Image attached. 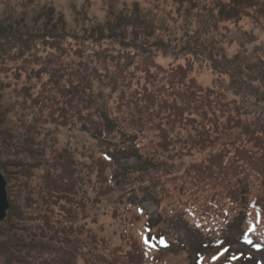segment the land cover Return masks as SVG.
Returning <instances> with one entry per match:
<instances>
[{
    "label": "rangeland",
    "instance_id": "obj_1",
    "mask_svg": "<svg viewBox=\"0 0 264 264\" xmlns=\"http://www.w3.org/2000/svg\"><path fill=\"white\" fill-rule=\"evenodd\" d=\"M180 1L0 0L2 27L38 35L32 51L24 55L27 59L22 60L21 55L0 58V114L11 121L5 122L4 126L9 129L10 125L15 124L19 134L22 133V126H18L19 119H14L11 115L19 112L18 109H23V119L30 124H38L36 140L45 146L41 167L26 180V189L18 190L20 186L17 176H14L19 168L16 155L9 157L6 169L7 174L15 179L11 185L7 182L10 208L12 199L15 206L18 201L27 197L31 200L24 207L29 213L25 222L28 236L38 239L47 237L44 242H59L56 248L47 250L44 256L50 258L51 255H57L55 258H59L72 255V264H88L87 261L92 257L97 259L91 255L90 250L99 254L103 249H109L106 242L101 243L103 238H112L117 246L134 253L133 241L145 234L144 226L150 220L155 232L163 235L166 233L167 240L172 243V248L164 256L167 259L164 258L162 264H234L236 261L229 263L230 258L240 254L248 256L247 262L236 264H254L255 260H260L257 252L253 253L246 244L238 241L243 220L237 221L234 217L233 224L225 228L227 232L224 229H216L218 232L205 229L199 231L201 234L196 232L198 241L202 242L205 241L204 238L214 241L219 232H224L223 237L233 246L225 256L223 253L215 255L216 251L197 255L188 242L191 239L189 233L194 230L187 221L177 223L180 220L172 219L171 210L178 203L176 200L185 198L176 187L181 183L182 177L194 174L193 169L201 164H229L236 155L235 145L248 140L245 130L240 126H251V131L257 133V121L264 120V12L249 10L240 20L215 22L209 30L211 19L208 16L217 13L216 0H198L194 5L189 0ZM133 4L139 5L142 14L147 10L143 19L147 16L151 20L149 35L145 33L151 36L147 38L148 45L163 41L179 54H165L159 48L152 49L149 57L136 54L132 66L127 68L123 77L105 82L98 77L93 81L92 90L94 94L99 92L98 95L102 98L100 105L104 107V117L116 120L117 124L129 123L138 109H144L141 115L148 120L155 119L152 110L163 115L152 126L150 140L145 143L142 152L143 157L135 152L118 155L120 164L112 169L117 173L122 171L123 178L115 188L108 189L100 167L89 168L94 161L90 155H85L80 166L79 180L76 182V196H70L68 201L55 193L51 195L49 181L46 180L53 164L49 163L54 157L60 156L66 148L76 149L81 153L90 151L97 156L96 151L108 143L106 140L96 141L95 135L83 128L84 120L80 119L86 113L89 115L96 111L93 106L80 102L84 94L77 84L83 79L82 64L90 60L100 73L112 71L117 62L106 51L122 49L116 43L105 42L103 39L95 43L84 42L83 39L78 42L67 39L58 50L52 48L50 40L43 35L54 26L62 33L60 35L67 38L82 37L85 28L90 31L97 24H103L111 9L127 13L130 17L138 16L139 13L132 8ZM44 5H53L55 10H40ZM61 17L64 21L62 25L57 19ZM185 20L189 21L190 28L185 26ZM188 29L190 33H187ZM125 35L124 38L128 41L124 48L135 54L134 44L138 43L132 40L130 34ZM184 49L187 50L183 51ZM105 55L108 58H104ZM115 71L118 72V69ZM238 85H247L245 90L252 86L254 89L249 92L257 93L261 101L260 107L256 106L257 103L254 105L256 98L253 96L249 103L250 113L242 110L240 105L243 101L236 92L239 90L236 88ZM187 92L201 98L206 97L205 105L214 110L209 115L223 117L219 120V125L228 122L219 138L210 134L211 140L207 147L198 143L201 134L207 137L204 132L199 131V127L182 121L174 123L178 118L164 117L177 114L179 108H174L176 105H184L181 96ZM97 115L89 120L94 125H98ZM115 140L119 142L118 138ZM153 157L157 163L149 167L156 171H146L143 164ZM157 159L162 162L161 165ZM159 168L163 170L159 172ZM124 179H128L132 185L123 187ZM156 183H161L169 190L161 206L155 198ZM147 186L151 188L150 191L138 193L140 188L143 190ZM254 196L255 193H252L248 198L251 200ZM129 197L135 198L141 212L131 206V210H128L123 205ZM220 204L222 208L232 210L233 216L236 214L235 209L236 212L248 209L242 203L234 209L228 208L223 201ZM143 212L146 216H138ZM46 220L51 222V230L45 228ZM122 232L126 238L121 236ZM1 239L3 238L0 241ZM196 243L198 245L199 242ZM214 257L218 259L214 261Z\"/></svg>",
    "mask_w": 264,
    "mask_h": 264
},
{
    "label": "trees",
    "instance_id": "obj_2",
    "mask_svg": "<svg viewBox=\"0 0 264 264\" xmlns=\"http://www.w3.org/2000/svg\"><path fill=\"white\" fill-rule=\"evenodd\" d=\"M197 1L198 0H189V3L194 5ZM180 2H183V0ZM38 6L40 7L41 5ZM216 7V14H208V19H211L209 30L214 26L215 22L238 21L242 16H245L249 10L258 9L263 13L264 0L262 2L257 0H216ZM54 8L53 5H44L40 10L49 12L54 11ZM132 8L139 13L138 16L130 17L127 13L125 14L122 11L119 12L111 9V11L108 12L107 20L103 24H97L95 27L90 28V31L85 28L82 37L71 36V38H67V36L60 35L62 33L56 30L54 26L51 28L50 32H45L46 34L43 35L50 40V46L58 50L62 48V43L67 39H71L75 42L84 40V42L91 41L93 43L103 39L105 42L116 43V45L124 51L109 49L106 51L113 61L117 62L115 68L112 69V71H106V73H100L97 68L92 66V61L90 60L82 64L84 65L82 74L83 79L77 84L78 88L80 87L84 94L83 98H80V102L84 105L93 106L96 111L89 115L86 113V115L80 117V119L84 120L83 128L90 130L92 134L95 135L96 141L106 140L105 142L108 143L107 146L99 148L96 151L97 156L92 155L90 151L81 153L76 149L66 148V150L64 149L61 152L60 156L54 157L49 163L53 164L48 170V179L46 180L47 182L49 181L48 186L51 195L55 193L57 196L60 195L65 197L68 201L70 196H76V182L79 180V173H81L80 166L83 164L82 162L84 161L85 155H90L94 161L89 165V168L93 169L97 166L98 168L100 167L108 189L115 188L119 180L123 178L122 171L117 173L112 169L120 164L121 159L118 158V155L125 152H135L137 155L140 154L143 157L142 152L145 143L150 140L152 126L154 122L160 120L163 115L152 110L155 114V119L148 120L144 115H141V113H144V109H138L134 112L129 123L117 124L116 120H110L104 117V107L100 105L102 98L98 95L99 92L94 94L92 90L93 81L98 77L104 79V82L106 80L113 81L115 78L123 77L126 74L127 68L132 66V60L136 54L149 57L151 50L154 48L161 49L165 54H173V52L176 55L179 54L163 41L161 43H153L151 46L148 45L147 38L151 37L148 36L151 20L148 19L147 16H144L143 19V15L147 10H144V14H142L143 12L140 10L138 4H133ZM57 19L61 25L64 23L62 17ZM201 23H203V21ZM184 24L187 28L191 27L187 20L184 21ZM201 27L207 29L204 25ZM85 31L87 32L85 33ZM146 32L148 35H145ZM125 33L130 34L132 40L138 43L134 44L135 54H131L129 51L130 49L124 48V45H126L125 42L128 41L127 38H124L126 36ZM187 33H190L189 29ZM35 35L36 34L30 32L26 33L18 30H8L6 27H2L0 23V58L21 55L22 60L27 59L24 55L31 52L36 45L35 38H38V35ZM22 50L25 51L22 54H18ZM186 50L187 49H184L183 51ZM95 51L101 54L99 51ZM108 55H105L104 58H108ZM53 58L56 60V57ZM84 60H87V58H84ZM105 68L110 70L109 67ZM117 69L118 72L115 71ZM234 86L235 83L232 84V87ZM245 87H243V85H238V87H236L239 89L236 91L238 92L237 96L243 101L240 105L242 110H250L249 103L253 96L256 98L254 105L257 103L258 105L256 106L260 107L261 101H259L260 99L259 96L256 95L257 93L253 90L252 93L249 92L250 89L254 88L249 86V88L247 87L245 90ZM183 94L184 95L181 97L184 100V105H176L174 108V110L177 107L179 108L177 114L173 113L171 115H165L164 117L171 116L173 118H178L177 122L173 121L174 123L182 121L186 124L191 123L197 128L199 127V131H201V133L204 132L207 137L205 138L204 135L201 134L198 143L203 147H207L211 140L210 134L215 138H219L222 129L226 130L228 122H226V124H218L219 120L223 119V117H219L218 115L211 116V112L214 110L205 105L207 101L206 97L201 98L190 92ZM48 101L50 102V100ZM18 111L19 112H15V114L13 113L12 115L11 112L9 116L11 115L14 119H16V117L19 119L20 123L17 122L18 126H22V133L19 134L15 124H13L15 126L9 124L11 126L9 129L4 126L5 122L11 121L8 118L5 119V117L0 114V172L10 185L12 181H15L14 176H17L18 186H20L18 190L21 191L27 188L26 180L30 179L31 174L41 167L40 164L45 157V146L42 145L40 141L38 143L36 140L38 124L36 122H31L33 124H30L23 119L25 118L23 109H18ZM96 115L98 116V125H94L89 121ZM230 122L232 123V121ZM257 124H259V128L256 129L257 133L251 131V126H240L241 129L245 130L248 140H243L242 143L235 145L236 155L229 161V164L223 162H215V164L211 163L208 165L201 164L193 169L194 174H188L187 178L190 179L182 177L181 183L176 186L185 198L183 200H176L178 203L174 204V210H171V218L180 220L177 223L187 221L191 225V229H193L194 232L189 233L191 239L188 242L189 246H191L193 250L195 249L194 251L197 255L206 253L211 254V252L216 251L215 255L223 253L225 256L228 252H231L233 246L227 243L223 234L228 231H225V228L233 224L235 217L237 221L243 220L240 226L238 241L246 244L248 248L254 251L253 253L257 252L259 254L260 260H255L254 264H264V120L257 121ZM218 128H220V130ZM114 138H118L119 142ZM11 155L17 156V163L19 164V168L16 173H14L13 177L6 172L7 165L9 164V157ZM155 163H157V161L154 157L148 158L143 164L145 166L143 169L146 171L151 169L156 171L154 168L149 167V165ZM159 163L160 165L162 164L160 160ZM162 170L163 169L159 168V172ZM82 180L84 181V176H82ZM130 185L132 184L128 179L123 180V187ZM156 186L155 198L158 200L159 206H161L169 190L161 183H156ZM150 189L151 188L148 186L144 187L143 190L140 188L138 193L142 191L147 192L150 191ZM132 190H134V188L131 189V192ZM251 191L255 193V196L250 200L248 196L252 194ZM124 198L121 203H123ZM134 199L135 198L132 199L129 197L123 205L127 207L128 210H131L132 207V209H136L137 212H141L139 205H137L138 202L136 203ZM220 201L225 202L226 206L230 209H234L235 206H240L241 203L247 206L248 209L246 210L245 208L239 212H236L237 210L235 209L234 212L236 214L233 216V211L222 208ZM27 202H31L28 197L25 200L22 199V201H18L15 206L12 199L7 218L0 224V238H3L0 241L1 264H72V255H68V257L59 256V258H55L57 255H51L50 258L44 256L47 250L56 248L59 242H44L47 237H40V239H38L28 236V227L25 225V222L29 213L24 210ZM138 216L146 215L145 212H143ZM151 224L150 220L146 222V227L144 226L145 234L142 235L139 240L133 241L134 253L126 252L121 246H117L112 238H103L101 243L103 244L106 242L109 249H103L99 254H95L93 249L90 250L91 255H94L97 259L95 260L92 257L87 263L125 264L128 262V264H162L164 261L163 259H167L164 256L166 252H169L172 248V243L167 240L168 235L166 233L164 235L156 233L154 228L151 227ZM45 228L48 230L52 229V224L48 220H46ZM205 229H209L210 231L215 230L216 232H218L216 229H224V232H219L214 241L206 238H204L205 241L203 242L202 240L198 241L196 232ZM121 236L126 238L124 232H122ZM175 242H177V240ZM196 242H199L198 245ZM64 244L65 242L63 245ZM70 248H72V246H70ZM70 251L72 252L71 249ZM247 257L248 256L240 254L238 257H231L229 263L233 261H236L235 263L233 262L234 264L241 261L247 262ZM251 260H254V258L251 257ZM216 263L217 262L214 264Z\"/></svg>",
    "mask_w": 264,
    "mask_h": 264
},
{
    "label": "water",
    "instance_id": "obj_3",
    "mask_svg": "<svg viewBox=\"0 0 264 264\" xmlns=\"http://www.w3.org/2000/svg\"><path fill=\"white\" fill-rule=\"evenodd\" d=\"M9 209L10 203L7 194V181L4 175L0 172V223L6 220Z\"/></svg>",
    "mask_w": 264,
    "mask_h": 264
},
{
    "label": "snow or ice",
    "instance_id": "obj_4",
    "mask_svg": "<svg viewBox=\"0 0 264 264\" xmlns=\"http://www.w3.org/2000/svg\"><path fill=\"white\" fill-rule=\"evenodd\" d=\"M216 259H218V257H214L213 260L215 261Z\"/></svg>",
    "mask_w": 264,
    "mask_h": 264
}]
</instances>
